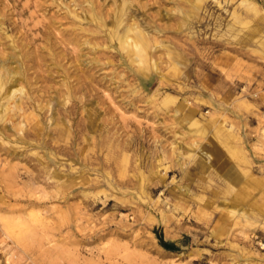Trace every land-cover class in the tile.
Returning <instances> with one entry per match:
<instances>
[{"label": "rangeland", "instance_id": "rangeland-1", "mask_svg": "<svg viewBox=\"0 0 264 264\" xmlns=\"http://www.w3.org/2000/svg\"><path fill=\"white\" fill-rule=\"evenodd\" d=\"M0 264H264V0H0Z\"/></svg>", "mask_w": 264, "mask_h": 264}, {"label": "bare ground", "instance_id": "bare-ground-1", "mask_svg": "<svg viewBox=\"0 0 264 264\" xmlns=\"http://www.w3.org/2000/svg\"><path fill=\"white\" fill-rule=\"evenodd\" d=\"M128 41H131L133 43V45L135 47V54H136L137 58L142 61L144 59L143 52H145L144 51V45H142V43L139 42V40L137 38H133V39L129 38V39H127V42ZM4 224H5L6 229L12 228L11 223H9L8 220H4ZM10 231H12V230H10Z\"/></svg>", "mask_w": 264, "mask_h": 264}, {"label": "trees", "instance_id": "trees-1", "mask_svg": "<svg viewBox=\"0 0 264 264\" xmlns=\"http://www.w3.org/2000/svg\"><path fill=\"white\" fill-rule=\"evenodd\" d=\"M162 245L167 248V249H173V246L171 244H168V243H165V242H162Z\"/></svg>", "mask_w": 264, "mask_h": 264}]
</instances>
